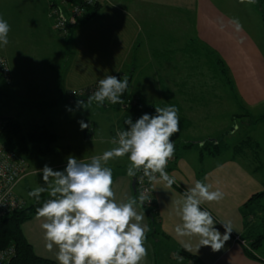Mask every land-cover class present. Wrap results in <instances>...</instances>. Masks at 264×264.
I'll return each instance as SVG.
<instances>
[{"label":"crops","instance_id":"crops-1","mask_svg":"<svg viewBox=\"0 0 264 264\" xmlns=\"http://www.w3.org/2000/svg\"><path fill=\"white\" fill-rule=\"evenodd\" d=\"M54 4L69 14V4L64 0H0V17L11 26L9 43L0 47V53L10 65L13 88L25 92L30 83L40 94L37 105L45 104L51 112L42 123L34 125L46 126L57 137L52 153L46 156L53 159L54 170L63 169L69 155L87 161L114 147L110 141L117 130H126L125 121H135L149 107L175 106L180 125L198 121L186 117L187 106L192 110L193 104L203 102L198 99V83L193 85L198 80L197 70H192L187 60L182 62L183 52L188 50L179 52L174 39L161 37L163 31L175 32L180 18L192 16L195 40L224 59L241 89L245 107L251 110L264 106V23L254 0H101L100 11L70 28L66 36L54 30L50 18ZM154 15L164 26L161 32L157 23H151ZM234 19L242 25L240 31L231 23ZM12 55L17 58L15 67L11 65ZM146 67L151 71L146 73ZM28 72L30 78L26 79ZM106 75L131 78L127 100L122 104L93 102L86 105L88 109L77 108V100L69 98V93L88 88ZM10 94L5 87L0 90L1 97L8 98ZM204 98L207 103L211 101ZM218 98L215 94L212 100ZM130 100L138 105L131 107ZM80 120L90 123V127L81 130ZM183 138L178 133L172 137L175 152L165 169L176 182L171 189L153 183L156 229L152 228L144 207H138L151 229L145 242L148 256L144 264L183 263L176 253L185 250V243L191 246V251H185L196 257L199 264H264L246 253V249L251 250L252 240L262 235L261 206L255 202L247 206L264 191L260 166L250 165L251 156L242 159L234 154L202 155L199 145ZM188 144L194 147H186ZM28 163L29 175L23 182L38 175L39 167L30 160ZM107 166L113 172L117 200L134 198L133 180L138 172L135 177L127 175V156L110 160ZM197 180L224 193L221 201L201 205L212 213L215 227L222 234L225 230L219 223H231L230 239L217 252L207 246L198 249V237H179L174 231L181 223L174 202ZM43 222L35 216L24 223L23 233L38 257L58 264L56 249L50 252L45 247ZM155 231L160 235L149 237ZM161 244L166 247L159 250ZM255 253L258 258L263 255L261 251Z\"/></svg>","mask_w":264,"mask_h":264},{"label":"clouds","instance_id":"clouds-1","mask_svg":"<svg viewBox=\"0 0 264 264\" xmlns=\"http://www.w3.org/2000/svg\"><path fill=\"white\" fill-rule=\"evenodd\" d=\"M237 31L242 29L238 20L231 21ZM9 23L0 17V47L9 43ZM128 80L106 75L98 81L87 101L77 100L76 107L86 108L93 102L122 104ZM72 109H69L71 111ZM178 108L155 107V113H144L138 119L126 120V130H117L110 143L114 147L87 161L73 155L67 157L63 170H54L48 164L37 169L42 173V185L27 193L40 200L47 192L49 199L36 208V218L43 219L41 228L45 247L52 252L58 264H144L148 256L145 246L147 233L144 213L138 210L150 201L147 192L137 198L117 200L113 185V172L107 166L110 160L127 156L129 177L142 171L150 182L162 183L171 189L176 182L165 170L174 156L172 137L180 131ZM80 129L90 127L84 120L78 121ZM224 193L212 190L211 184L197 180L187 188L181 199L176 200V214L181 223L175 226L179 237H198L199 245L220 251L230 239V222H220L222 234L210 211L201 207L205 202H219ZM186 251L191 246L184 244Z\"/></svg>","mask_w":264,"mask_h":264},{"label":"rangeland","instance_id":"rangeland-1","mask_svg":"<svg viewBox=\"0 0 264 264\" xmlns=\"http://www.w3.org/2000/svg\"><path fill=\"white\" fill-rule=\"evenodd\" d=\"M152 17L155 18L151 20V23H157L158 32L163 31L164 26L163 24L160 25V18L155 15ZM193 19L192 16L186 19L180 18L181 22L177 25L178 27L175 32L163 31L161 35L163 38L162 40L174 39L173 43H176L179 52H181L182 49L183 51H185V49L188 50L187 53L183 52L182 62L187 60L190 66H192V70H197L198 80L196 82L193 81V85H197L198 83L197 94L198 97H200L198 99L203 101L199 102V105L193 104L192 106H195V108L192 110L188 109V106L186 107V112H188L186 117L190 119L192 117L194 121L197 119L198 121L195 123L191 122V124L182 123L178 134L182 135L184 137L183 139H188L191 143L201 146L207 141H221L225 145V147L223 146L224 150L222 153L224 155H233L235 146H238L243 141L251 140L252 147H244L245 149L243 148L242 152L244 151V153L242 155L247 154V156H253L251 161L255 157L253 162L248 159V161L251 162L250 165L260 166V173L264 174V121H257L264 116V106L251 109L252 111L245 107L241 89L239 90L237 81L228 65L224 63L226 66L225 68L228 70V75H223L214 68V65H212L209 60V63L206 62L207 52L204 46L195 40L196 36ZM154 30L156 31L157 28L154 27ZM197 43L199 45H197ZM10 61L11 65L15 67L17 58H14L12 55ZM207 64L209 65L207 66ZM149 69L150 67L144 68L146 73L151 71ZM28 73L29 75L26 76V79L30 78V72ZM26 85L28 88L25 92H17L16 87L13 88L14 84L6 87L11 91V94L8 98H6V96H0V118L16 117V119H19L23 124L25 130H29L35 123H42L45 117L51 112H49V108L46 107L45 104L37 105V102L40 101V99H38L40 94L30 83ZM215 94L219 98L212 100ZM228 95L231 97L229 98ZM204 96L207 97L208 101L211 100L212 108H210V102H205ZM194 100L196 101L197 98H194ZM207 109L209 112H206ZM49 157L34 155L29 159L40 169L45 164L52 167L54 164L52 162L53 159ZM42 183V173H38V175L29 177L23 184L21 183L22 185L18 193L23 196L26 203L29 204L31 203V197H29L27 193L29 190L41 186ZM42 194L48 195L47 192ZM262 205L263 214L264 202H262ZM259 223L261 224V232L264 234V214ZM164 247L166 246H163V244L159 245V250Z\"/></svg>","mask_w":264,"mask_h":264},{"label":"trees","instance_id":"trees-1","mask_svg":"<svg viewBox=\"0 0 264 264\" xmlns=\"http://www.w3.org/2000/svg\"><path fill=\"white\" fill-rule=\"evenodd\" d=\"M82 0H77V2ZM258 9L260 10L262 20L264 23V0H254ZM101 9V5L97 4L94 7H91L87 11V15L84 19L90 20L93 18ZM207 52L206 54V62H211L214 65V68L223 75H228V70L225 68V62L216 54L214 51L209 50L208 48H204ZM208 62V63H209ZM209 64H207L208 66ZM118 78H120L118 76ZM128 87L123 93L121 99L122 101H126L128 98L131 78H128ZM230 83V82H229ZM131 107H136L138 104L134 101H129L128 103ZM155 111L154 107H149L146 112L153 114ZM143 113V112H142ZM142 113L138 114V118L142 115ZM263 117V118H262ZM259 118L257 121H264V116ZM3 124V129L0 133V141L9 149L16 152L18 155L23 156L27 160L32 156L46 157L50 155L53 151L54 143L56 142V135L52 133L46 126L43 125H33L29 130H25L23 124L19 119L14 117H6L0 118ZM201 148V154H210V155H220L223 153L225 145L221 141H207ZM224 146V147H223ZM247 146L252 147L251 140L243 141L238 146L234 147V155L237 157H247L246 155H242L243 148H247ZM186 147H194L193 144H188ZM244 148V149H245ZM253 156L249 157L252 159ZM30 160V159H29ZM255 158L252 160L254 161ZM139 193L136 189L134 193V198H137ZM50 197L45 194H41L40 200L37 201L34 197H31V203L27 204L25 208L22 210L16 211L5 218L0 219V250L8 249L9 247H15L16 254L12 258L10 264H54L49 260L42 259L38 257L31 246V244L26 239L22 226L24 223L32 220L36 216V208L42 205V202L49 199ZM252 203H257L261 206V210L263 209L262 202H264V191L260 194L255 195L247 206H250ZM146 210L151 222L152 228L156 229L157 218L154 208H148L146 203L142 205ZM155 207V205H154ZM264 212V211H263ZM264 214V213H263ZM160 235L158 231L152 232L149 237H156ZM261 251L263 255L261 258H258L255 252ZM247 255L256 260L264 261V234L255 237L251 243V250L246 249ZM176 254H178L184 262L193 261L195 264H199V261L196 257L192 256L185 250H180ZM172 264H179L176 262H171Z\"/></svg>","mask_w":264,"mask_h":264},{"label":"built area","instance_id":"built-area-1","mask_svg":"<svg viewBox=\"0 0 264 264\" xmlns=\"http://www.w3.org/2000/svg\"><path fill=\"white\" fill-rule=\"evenodd\" d=\"M69 4V14L66 15L59 5L51 7L50 18L53 22L54 30L61 35L66 36L70 28L76 27L87 15L89 8L96 6L101 0H64ZM12 85V72L6 58L0 53V90L3 87ZM98 86V83L84 88L82 90H74L69 93V98L73 100H85ZM106 104L111 102L105 100ZM138 119V118H137ZM3 124L0 120V133L3 129ZM173 161V157L168 161ZM29 175V163L26 158L18 155L16 152L9 150L0 141V219L22 210L27 206V203L22 199L17 192L18 187L23 180ZM153 183L143 176L142 171H139L136 176V189L138 193L147 192L150 201H145L148 208H154V188ZM236 240L243 246L246 242L237 237ZM16 254L15 247L0 250V264H10L12 258ZM172 264V263H169ZM181 264H195L189 260Z\"/></svg>","mask_w":264,"mask_h":264},{"label":"water","instance_id":"water-1","mask_svg":"<svg viewBox=\"0 0 264 264\" xmlns=\"http://www.w3.org/2000/svg\"><path fill=\"white\" fill-rule=\"evenodd\" d=\"M133 188H134V190L136 192V178H134V180H133Z\"/></svg>","mask_w":264,"mask_h":264}]
</instances>
